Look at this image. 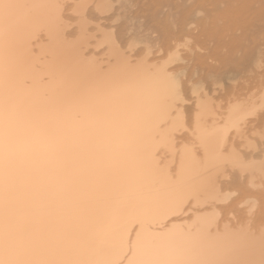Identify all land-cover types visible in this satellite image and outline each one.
Returning <instances> with one entry per match:
<instances>
[{"label":"bare ground","instance_id":"obj_1","mask_svg":"<svg viewBox=\"0 0 264 264\" xmlns=\"http://www.w3.org/2000/svg\"><path fill=\"white\" fill-rule=\"evenodd\" d=\"M0 264H264V0H0Z\"/></svg>","mask_w":264,"mask_h":264},{"label":"rangeland","instance_id":"obj_2","mask_svg":"<svg viewBox=\"0 0 264 264\" xmlns=\"http://www.w3.org/2000/svg\"><path fill=\"white\" fill-rule=\"evenodd\" d=\"M142 46H143V45H142ZM142 46H141V45H139V46H137L136 48H138V47H139V48L141 49V48H142ZM99 49H101V48H99ZM99 49H97L96 51H98ZM153 49H154V48H153ZM153 49H152V50H153ZM181 49H182V48H181ZM181 49H180V51H183V50H181ZM185 50H186V49H185ZM153 51H154V54L156 55V53H155V50H153ZM183 52H185V51H183ZM161 54H162V53H161ZM181 54H182V53H181ZM184 54H185V53H184ZM184 132H185V131H184ZM184 132H183V133H181L180 135H183V134H184ZM181 137H183V136H181ZM236 206H237V207H239V208H242V207H241L242 205H236ZM243 207H244V206H243ZM232 209H233V208H232ZM232 209H231V210H232ZM243 209H244V208H242V210H243ZM231 210H229V211L227 210V211H228V213L230 212V214H231V213L235 212V214H236V215L238 214L237 212H238L239 210L237 211L235 208H234L233 210H236V211H232V212H231ZM227 211H226V212H227ZM254 211H255V210H254ZM240 212H241V209H240ZM244 212H245V211L241 212V215H242V216L240 215V213H239V215H237V216H238V217H239V216H241V217H243V216H244V217H245V215H243V213H244ZM255 212H256V211H255ZM222 214H225V212H224V213H222ZM226 214H227V213H226ZM255 214H256V213H255ZM236 215H234V216H236ZM252 217H255V216H252ZM254 219H255V218H254Z\"/></svg>","mask_w":264,"mask_h":264}]
</instances>
